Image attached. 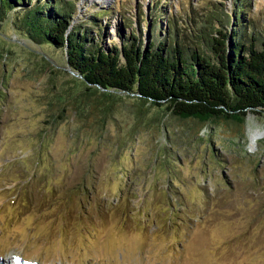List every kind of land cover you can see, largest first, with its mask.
<instances>
[{"label":"rangeland","instance_id":"rangeland-1","mask_svg":"<svg viewBox=\"0 0 264 264\" xmlns=\"http://www.w3.org/2000/svg\"><path fill=\"white\" fill-rule=\"evenodd\" d=\"M157 1L75 6L110 5L108 45L129 28L142 42L139 11L189 36L232 0ZM243 1L263 36L264 0ZM39 49L0 21V264H264V113L197 122L116 91L97 121L93 100L67 103L61 51L47 47L51 71Z\"/></svg>","mask_w":264,"mask_h":264},{"label":"trees","instance_id":"trees-1","mask_svg":"<svg viewBox=\"0 0 264 264\" xmlns=\"http://www.w3.org/2000/svg\"><path fill=\"white\" fill-rule=\"evenodd\" d=\"M244 2L232 0L226 10L205 13L187 31L189 36L172 25L169 11L161 30L156 18L149 21L139 11L148 36L139 42L135 29L129 28L108 45L102 42L105 26L99 15L110 5L89 3L77 12L75 0H0V21L37 44L39 58L51 71L63 64L48 62L47 47L61 51L64 72L74 87L67 103L74 111L81 112L80 105L93 100L96 120L101 121V113L120 91L140 106L161 105L178 118L239 125L245 111L264 113V35L252 31L242 11ZM162 8L157 0L147 2V11L154 15Z\"/></svg>","mask_w":264,"mask_h":264},{"label":"bare ground","instance_id":"bare-ground-1","mask_svg":"<svg viewBox=\"0 0 264 264\" xmlns=\"http://www.w3.org/2000/svg\"><path fill=\"white\" fill-rule=\"evenodd\" d=\"M6 259H12V261H14V260H15V259H14V257H13V256H11V255H10V256H6V257H5V260H6Z\"/></svg>","mask_w":264,"mask_h":264}]
</instances>
